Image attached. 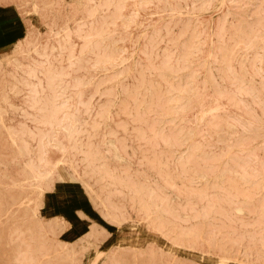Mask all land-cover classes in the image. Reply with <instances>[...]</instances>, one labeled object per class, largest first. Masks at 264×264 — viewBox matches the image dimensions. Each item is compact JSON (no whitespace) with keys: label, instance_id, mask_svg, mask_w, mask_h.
I'll return each mask as SVG.
<instances>
[{"label":"rangeland","instance_id":"374dc122","mask_svg":"<svg viewBox=\"0 0 264 264\" xmlns=\"http://www.w3.org/2000/svg\"><path fill=\"white\" fill-rule=\"evenodd\" d=\"M13 1L0 264H264V0Z\"/></svg>","mask_w":264,"mask_h":264},{"label":"bare ground","instance_id":"6f19581e","mask_svg":"<svg viewBox=\"0 0 264 264\" xmlns=\"http://www.w3.org/2000/svg\"><path fill=\"white\" fill-rule=\"evenodd\" d=\"M224 1V0H223ZM0 2H15L13 0H0ZM184 3V2H183ZM168 6V5H167ZM37 5L34 4V8L36 9ZM164 7V6H163ZM165 8V7H164ZM164 10V9H163ZM67 39V38H66ZM216 39V38H215ZM20 50V52L24 55V56H27V57H33L34 55H40L41 52L39 51V47L37 46L36 42H32L30 39H29V31L25 32V35L16 42L15 46H13V49H11V51H14V50ZM10 51V50H9ZM7 55V52H4V53H0V60H2L3 58H5ZM120 61V60H119ZM13 63H14V66L15 67H19L20 65H22V60L20 57H16L14 56L13 58ZM38 73H40V71H35L34 73H32V77L34 78H37V84L35 85H40V78L38 77ZM166 75V74H165ZM127 82V81H126ZM40 91V90H38ZM63 93V92H62ZM61 93V94H62ZM21 113V112H20ZM73 119V117H72ZM59 127L63 128L62 130L65 131V133H68V134H72L74 131H75V125H74V121H68V122H65V123H60L58 124ZM76 134V133H75ZM67 135V134H66ZM55 144L60 146L61 148H63L62 145H60V143L58 141H55ZM178 163V162H177ZM58 164V163H57ZM56 165H53L52 167H55ZM198 172V171H196ZM35 174V177L39 178V179H42V180H46V179H49L52 175L51 171H47V170H44V171H39L38 173H34ZM78 176V175H77ZM197 180V179H196ZM83 182V181H82ZM68 185V184H67ZM72 185V184H71ZM87 187V185H86ZM58 188V187H57ZM71 188V187H70ZM72 189V188H71ZM88 189V188H87ZM58 190V189H57ZM67 190V189H66ZM77 190H78V187H77ZM76 190V191H77ZM114 190V189H113ZM108 191V190H107ZM111 191V190H110ZM109 192V191H108ZM114 192V191H113ZM59 193V192H58ZM61 193V192H60ZM85 194V193H84ZM77 195V194H76ZM49 196V195H47ZM87 197V196H86ZM51 198V197H50ZM56 198V197H55ZM58 198V197H57ZM92 202H96V199L94 196H90ZM49 199V198H48ZM86 199V198H85ZM47 200V199H46ZM89 200V199H88ZM82 201V200H81ZM47 202V201H46ZM67 202V201H66ZM80 202V201H79ZM54 203V202H53ZM64 203V202H63ZM65 204V203H64ZM87 204V203H85ZM91 204V203H90ZM103 205V203H102ZM49 206V205H48ZM83 206V205H82ZM86 206V205H85ZM91 206V205H90ZM75 207V206H74ZM104 207V206H103ZM64 208V207H63ZM89 208V207H88ZM47 209V208H46ZM70 209V208H69ZM50 210V209H49ZM66 210V209H65ZM72 210V209H70ZM88 210V209H87ZM44 212V211H43ZM61 212H64L63 210ZM69 212V211H68ZM33 213V212H32ZM67 213V212H66ZM87 213V212H86ZM34 214V213H33ZM49 214V213H48ZM71 214V213H70ZM69 213L67 215H70ZM100 214V213H99ZM47 215V214H46ZM43 216V215H42ZM74 216V215H73ZM65 217V216H64ZM70 217V216H69ZM76 217V216H75ZM90 217V216H89ZM67 219V218H66ZM96 220V219H95ZM68 221V220H67ZM104 221V220H103ZM119 221H122L119 219ZM101 223V222H100ZM99 223V224H100ZM71 224V223H70ZM73 226V225H72ZM87 228V227H86ZM111 230V229H110ZM66 233V232H65ZM159 233V232H158ZM160 236V235H159ZM201 239V238H200ZM116 240V239H115ZM202 240V239H201ZM167 241V240H166ZM109 242V241H108ZM115 242V241H114ZM81 243V242H80ZM94 249V248H93ZM263 249V248H262ZM106 250V249H105ZM66 253V252H65ZM199 253V252H198ZM98 254V253H97ZM202 254V253H201ZM101 255V253H100ZM80 256V255H79ZM99 256V255H98ZM95 258V257H94ZM251 259V258H250ZM95 263V262H94Z\"/></svg>","mask_w":264,"mask_h":264}]
</instances>
